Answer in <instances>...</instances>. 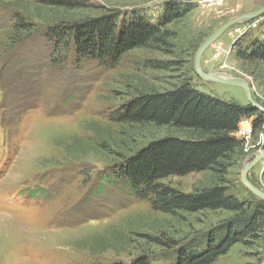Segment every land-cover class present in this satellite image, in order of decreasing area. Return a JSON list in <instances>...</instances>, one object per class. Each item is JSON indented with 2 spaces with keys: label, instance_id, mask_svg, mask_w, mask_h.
I'll return each instance as SVG.
<instances>
[{
  "label": "rangeland",
  "instance_id": "rangeland-1",
  "mask_svg": "<svg viewBox=\"0 0 264 264\" xmlns=\"http://www.w3.org/2000/svg\"><path fill=\"white\" fill-rule=\"evenodd\" d=\"M18 1L17 6V0H0V213L7 215L0 216L8 217L0 229V264H130L142 255L152 264H176L179 249L201 243L234 213L166 214L130 193L118 173L128 156L153 139L186 134L152 124L124 125L116 116L140 93L171 90L185 79L211 97L249 104L244 88L201 77L196 53L222 24L264 6V0H87L89 10L77 16L116 10L121 21L144 17L155 25L169 3L183 13L166 25L172 33L168 45L135 49L116 64L83 61L71 51L55 58V46L43 37L45 27L17 41L12 52L7 41L15 31V12H40L35 10L39 0ZM45 14L32 23L50 21ZM262 41L264 14L221 35L204 52L202 69L244 79L264 107V60L247 62L241 55ZM163 62L169 68H158ZM250 121L249 137L235 134L245 139V147L232 157L225 175L193 172L163 182L184 192L224 182L229 194L241 200L261 199L243 181L244 168L264 150V122L253 133L256 117ZM247 177L264 191V158ZM31 183L37 185L34 199L29 200V192L20 199ZM263 261L264 231L211 264Z\"/></svg>",
  "mask_w": 264,
  "mask_h": 264
},
{
  "label": "trees",
  "instance_id": "trees-1",
  "mask_svg": "<svg viewBox=\"0 0 264 264\" xmlns=\"http://www.w3.org/2000/svg\"><path fill=\"white\" fill-rule=\"evenodd\" d=\"M38 2L35 9L40 11L38 14L26 8L15 12V31L8 37L11 45L7 41L12 52L17 41L21 44L40 27H45L43 37L55 46V58L67 57L71 51L83 61L116 64L123 55L135 49H158L168 45L172 33L166 25L183 16L177 11L178 4L169 3L162 20L152 25L144 17L121 21V12L116 10L94 17L77 16L89 10L87 0ZM19 3L17 0V6ZM24 9L34 21L43 18L44 11L51 19L42 26L35 25L26 17ZM241 55L247 62L263 61L264 41L253 44L251 51ZM158 65V68H169V63ZM116 117L117 122L128 126L152 124L186 134L172 133L153 139L128 156L118 173L130 193L147 198L155 211L166 214L205 210L234 213L209 231L201 243L191 249H179L176 264H211L227 254L233 245L264 231L263 199L241 200L229 194L224 182L193 192H184L163 182L171 176L193 172L214 171L225 175L232 157L245 147V139L235 135L241 120L256 117L253 133L264 122V114L252 104L241 105L211 97L199 92L185 79L171 90L140 93L124 104ZM26 190L25 186L21 192L24 194ZM130 264L152 263L148 256L142 255Z\"/></svg>",
  "mask_w": 264,
  "mask_h": 264
},
{
  "label": "water",
  "instance_id": "water-1",
  "mask_svg": "<svg viewBox=\"0 0 264 264\" xmlns=\"http://www.w3.org/2000/svg\"><path fill=\"white\" fill-rule=\"evenodd\" d=\"M262 14H264V6L253 10L251 12H248L244 15H241L239 17L233 18L228 20L227 22H225L224 24H222L219 28H217L211 35H209L207 37V39L203 42V44L198 48L197 53H196V60H195V68L196 71L198 72V74L201 77L216 81V82H220V83H224V84H229V85H235V86H240L242 88L245 89L248 100L250 101V103L257 108L258 110H261L264 113V107L262 105H260L252 96L251 94V90H250V86L248 84L247 81H245L244 79H239V78H227V77H223L221 75H215V74H211V73H206L201 66V59L202 56L204 54V52L206 51V49L211 46L221 35H223L229 28H231L233 25L238 24L240 22L243 21H247V20H251L254 18H257L259 16H261ZM264 158V150H262L261 152H259L256 157L247 164V166L244 168L243 171V181L245 183V185L256 195H258L261 199L264 200V191L261 190L260 188H258L257 186L253 185L247 175H248V171L255 165L257 164L259 161H261ZM262 264H264V261L262 262Z\"/></svg>",
  "mask_w": 264,
  "mask_h": 264
},
{
  "label": "built area",
  "instance_id": "built-area-1",
  "mask_svg": "<svg viewBox=\"0 0 264 264\" xmlns=\"http://www.w3.org/2000/svg\"><path fill=\"white\" fill-rule=\"evenodd\" d=\"M251 128H252V124H251L250 118H245L241 120L239 124V129L237 132L241 133L243 136L247 138L251 135V132H252Z\"/></svg>",
  "mask_w": 264,
  "mask_h": 264
},
{
  "label": "bare ground",
  "instance_id": "bare-ground-1",
  "mask_svg": "<svg viewBox=\"0 0 264 264\" xmlns=\"http://www.w3.org/2000/svg\"><path fill=\"white\" fill-rule=\"evenodd\" d=\"M224 77V76H223ZM0 214H3V213H0ZM3 215H6V214H3ZM7 216V215H6ZM6 216H0V229H4L3 227V222L7 221L8 217Z\"/></svg>",
  "mask_w": 264,
  "mask_h": 264
}]
</instances>
